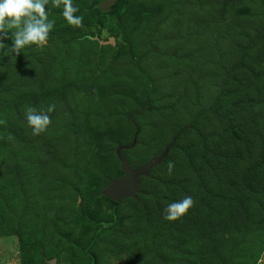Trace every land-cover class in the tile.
<instances>
[{
    "label": "rangeland",
    "instance_id": "obj_1",
    "mask_svg": "<svg viewBox=\"0 0 264 264\" xmlns=\"http://www.w3.org/2000/svg\"><path fill=\"white\" fill-rule=\"evenodd\" d=\"M117 1L106 13L98 0H73L84 18L77 28L49 0L55 25L47 43L19 55L0 50V264H264L263 194L242 199L234 191L217 205L227 211L231 204L234 218L247 219L239 203H251L248 227L224 247L225 263L201 249L209 235L193 224L177 230L185 215L176 227L160 209L194 193L187 178L200 125L213 140L224 137L233 153L254 163L261 157L264 0H226L225 7L211 0ZM13 31L2 41L8 47ZM221 95L227 99L220 107ZM50 105L51 124L33 136L25 110L47 112ZM232 121L246 126L237 144ZM138 128L137 147L125 154L133 165L150 162L176 132L185 139L140 186L137 203L122 202L115 227L95 239L98 224L112 220L103 191L121 177L115 151L131 144ZM8 237L15 249L3 247Z\"/></svg>",
    "mask_w": 264,
    "mask_h": 264
},
{
    "label": "trees",
    "instance_id": "obj_2",
    "mask_svg": "<svg viewBox=\"0 0 264 264\" xmlns=\"http://www.w3.org/2000/svg\"><path fill=\"white\" fill-rule=\"evenodd\" d=\"M106 1L109 0H98L99 6L101 7V4ZM227 1L228 3H230V0ZM227 1L225 0L224 2H222V0H211L210 2L211 5L214 4L215 7H221V6L225 7L227 5ZM117 2L118 1L116 0L115 3L109 5L106 9L101 7L102 8L101 10L108 13L109 8H114ZM244 61L246 62L247 60L245 59ZM222 94H226L225 91H222ZM222 99H227V96L221 95L217 99L219 101L218 104L220 105V107L224 105ZM234 113L235 111H233L232 114L235 115ZM216 116H220V115H216ZM198 123L201 124V121L198 120ZM231 123L233 125L231 134L233 133L232 135H235L234 143L237 144L236 142L238 140H244L246 138V136H242V134L245 133L246 131L245 129L246 126L243 125L242 123H240L242 125L236 124L233 121ZM197 126L198 125L196 124V127ZM138 130L140 129L138 128L136 133L138 134L137 144H138V136L141 132L139 131L138 133ZM195 130L197 132V136H196V140H194L195 141L194 152L190 154L191 157L194 155V159H191L190 162L192 166L194 165V171L191 173L192 176H190L189 179L187 178L188 186L194 187L192 188L194 189V193L191 194V196L193 197L195 203L194 206L185 215L186 218L184 219L185 225L182 228H179L178 223L176 221L173 222V225L178 227L177 230H179L183 228L185 229L187 226L193 224L194 228L197 229L198 234L201 232L206 235H209L207 237V240H205L204 243L202 242L203 246L201 247V249L205 250L206 256L211 254L212 255L210 256L211 258L219 259L220 261H223V263H225L224 259L226 255H223L224 253L223 250L227 242H229L231 239L229 236L238 232L237 230H240L239 232H242L244 226L248 227V219L251 217V214L248 213V210L250 209L249 206L251 207V203L245 197H248V199H250L251 197L254 196L255 193L259 195L260 194L264 195V139L260 141V145L262 146L261 147L262 150L261 149L259 150L261 157L260 159L257 160V162L254 163L252 161H249V156L247 154H243L242 156L233 153V151L230 150V146L228 145L225 146V144H223L224 137L220 136V140L218 141L217 139L213 140L209 136L210 131L206 127H203L202 125H200ZM238 131L242 133L239 134ZM222 134L223 133L221 132L220 135ZM182 135L184 134H182L179 131L173 135L174 137L169 144L168 142L170 139L168 141L166 140L167 144L165 148L169 146L175 138H177L175 146L173 149H171L167 160H169L170 156H172L177 150H179L177 149L179 143L185 139V137H183ZM133 142L128 145H132ZM213 143H217V144L213 145ZM137 144L134 148L137 147ZM120 146H126V145H120ZM129 150H124L122 154L131 166H137V165H133L135 162L130 161L128 157H126L125 154ZM188 153H190V150H188ZM165 163H163L162 165H164ZM119 164L122 165L120 160H119ZM138 165H144V164H138ZM162 165L156 167L152 171L151 176L154 174L156 170L162 167ZM121 170H122L120 172L121 177H123L122 175L124 174V171L122 168ZM253 175L255 180H252ZM13 179L15 180L16 178L13 177ZM234 179H236L235 180L236 182H234ZM145 180H149V179L144 177L141 178L140 186L144 183ZM255 181L257 185L253 183ZM226 184L228 186H227V190L225 191ZM215 188H218V193L215 197H211V195L215 193ZM234 191L239 192L241 198L242 195L245 196L244 198L246 199V202L245 201L240 202L239 205L240 204L243 205L241 207L243 209L241 215L243 213L242 217L244 218L246 217L247 219H236V217L234 218L233 211L230 210L231 204H229L228 208L226 209L227 211H223V209L220 208L217 209V205L227 200V196H229L231 193H234ZM258 196L256 197V199L260 200L261 198H258ZM140 197L141 195L139 194L137 199L129 198L124 201L130 200L132 202L137 203ZM106 199L109 202L112 209V220L103 221L98 224V230L95 234V239L98 238L99 235L102 232H104L106 229L115 227V225L117 224V217H116L117 209L120 206V204L124 202L122 201L118 203L109 199L108 197H106ZM179 200L181 199L177 198V200H169L166 204L165 203L162 204L160 209L164 210L169 202L171 203ZM262 206H264V203L262 204ZM255 223H258L257 225L259 226L260 221L255 220ZM18 238L20 240L19 236ZM180 246L182 245L181 244L178 245L177 247L173 248V250L177 251V249H181L182 247ZM208 250H211V252H209ZM87 252L89 255L93 256V254H91L90 251ZM204 263L210 264L208 261H205Z\"/></svg>",
    "mask_w": 264,
    "mask_h": 264
},
{
    "label": "clouds",
    "instance_id": "obj_3",
    "mask_svg": "<svg viewBox=\"0 0 264 264\" xmlns=\"http://www.w3.org/2000/svg\"><path fill=\"white\" fill-rule=\"evenodd\" d=\"M49 0H0V50L7 48L6 55H19L21 49L36 45L43 47L48 40L50 31L54 28L55 21L49 20L46 5ZM54 8L62 6V16L68 25L83 27V16L75 13L79 10L73 5V0H51ZM10 39L12 46H6L2 41L9 38V30H13ZM55 105H50L47 112H38L35 108L28 107L25 110V119L32 135L37 136L45 132L51 124V118L47 113L53 112ZM5 121L0 120V124ZM12 139L11 136L8 137ZM174 163L168 162V173H172ZM194 199L191 195L184 196L181 200L169 203L164 209L163 218L167 221H176L186 215L194 206Z\"/></svg>",
    "mask_w": 264,
    "mask_h": 264
},
{
    "label": "water",
    "instance_id": "obj_4",
    "mask_svg": "<svg viewBox=\"0 0 264 264\" xmlns=\"http://www.w3.org/2000/svg\"><path fill=\"white\" fill-rule=\"evenodd\" d=\"M116 0H109L106 2H103L101 4V7L106 9L109 5L115 3ZM100 45L107 46V45H115L116 40L111 39L107 42H102L99 39H96ZM140 130H138L139 133ZM137 135L135 136L134 142L132 145H126V146H119L116 149V155L120 162L122 163V169L124 171V176L120 179H116L112 181L111 185L106 188L103 191V195L108 197L109 199L115 201V202H122L126 199L132 198L137 199L138 195L141 193L139 186H140V180L141 178H150L152 171L158 167L161 166L165 161L167 160L169 153L171 149L174 148L177 138L173 140V142L167 146L164 151L155 156L150 162L144 164V165H137V166H131L128 161L123 156L122 152L124 150L132 149L137 144Z\"/></svg>",
    "mask_w": 264,
    "mask_h": 264
},
{
    "label": "crops",
    "instance_id": "obj_5",
    "mask_svg": "<svg viewBox=\"0 0 264 264\" xmlns=\"http://www.w3.org/2000/svg\"><path fill=\"white\" fill-rule=\"evenodd\" d=\"M13 241H15V240H12V239H10L9 237L8 238H5L1 243L4 245L3 247H5V248H14L15 249V243L13 242ZM17 241V240H16ZM18 245V244H17ZM10 257V255H6L5 256V258L7 259V258H9Z\"/></svg>",
    "mask_w": 264,
    "mask_h": 264
}]
</instances>
